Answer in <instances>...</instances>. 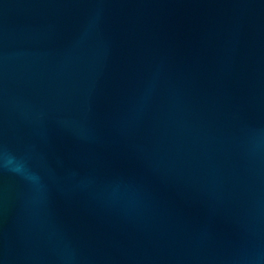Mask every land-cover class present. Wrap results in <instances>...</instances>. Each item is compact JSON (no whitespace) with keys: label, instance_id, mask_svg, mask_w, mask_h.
I'll list each match as a JSON object with an SVG mask.
<instances>
[{"label":"water","instance_id":"1","mask_svg":"<svg viewBox=\"0 0 264 264\" xmlns=\"http://www.w3.org/2000/svg\"><path fill=\"white\" fill-rule=\"evenodd\" d=\"M0 264H264V0H0Z\"/></svg>","mask_w":264,"mask_h":264}]
</instances>
